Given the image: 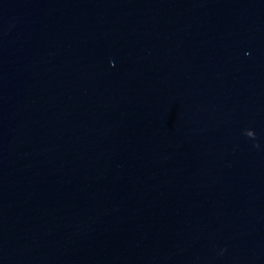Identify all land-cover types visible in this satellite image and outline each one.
I'll list each match as a JSON object with an SVG mask.
<instances>
[{
	"label": "water",
	"instance_id": "obj_1",
	"mask_svg": "<svg viewBox=\"0 0 264 264\" xmlns=\"http://www.w3.org/2000/svg\"><path fill=\"white\" fill-rule=\"evenodd\" d=\"M0 264H264V0H0Z\"/></svg>",
	"mask_w": 264,
	"mask_h": 264
}]
</instances>
